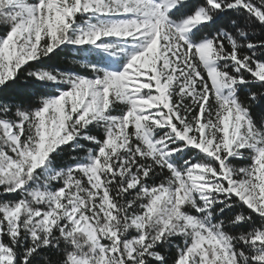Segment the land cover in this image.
Wrapping results in <instances>:
<instances>
[{
  "label": "snow or ice",
  "instance_id": "obj_1",
  "mask_svg": "<svg viewBox=\"0 0 264 264\" xmlns=\"http://www.w3.org/2000/svg\"><path fill=\"white\" fill-rule=\"evenodd\" d=\"M0 264H264V0H0Z\"/></svg>",
  "mask_w": 264,
  "mask_h": 264
},
{
  "label": "trees",
  "instance_id": "obj_2",
  "mask_svg": "<svg viewBox=\"0 0 264 264\" xmlns=\"http://www.w3.org/2000/svg\"><path fill=\"white\" fill-rule=\"evenodd\" d=\"M63 67V66H62Z\"/></svg>",
  "mask_w": 264,
  "mask_h": 264
}]
</instances>
